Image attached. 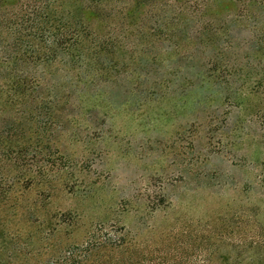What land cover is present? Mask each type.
<instances>
[{
    "label": "rangeland",
    "instance_id": "obj_1",
    "mask_svg": "<svg viewBox=\"0 0 264 264\" xmlns=\"http://www.w3.org/2000/svg\"><path fill=\"white\" fill-rule=\"evenodd\" d=\"M185 63L153 71L169 73L165 87L134 75L105 87L108 115L89 117L98 128L62 137L86 187L60 185L48 199L28 190L20 218L9 221L24 235L3 247L15 236L0 234V264H53L55 245L93 235L115 248L105 264H264V87H255L264 73L249 72L243 89L237 78L211 87L203 101L205 87L184 84L195 73L175 72ZM32 200L59 230L27 236Z\"/></svg>",
    "mask_w": 264,
    "mask_h": 264
},
{
    "label": "trees",
    "instance_id": "obj_2",
    "mask_svg": "<svg viewBox=\"0 0 264 264\" xmlns=\"http://www.w3.org/2000/svg\"><path fill=\"white\" fill-rule=\"evenodd\" d=\"M174 58L186 61L176 74L195 73L184 84L206 88L203 101L236 78L243 89L249 72L264 73V0H0V234L15 236L3 247L24 235L9 221L20 218L28 190L46 199L60 185L82 190L87 173L73 167L62 137L98 128L89 117L108 115L105 87L130 75L165 87L169 73H152ZM28 208L29 238L59 230L37 201ZM93 237L55 245L51 262L105 264L115 248Z\"/></svg>",
    "mask_w": 264,
    "mask_h": 264
}]
</instances>
